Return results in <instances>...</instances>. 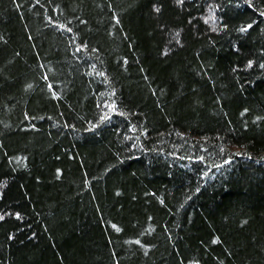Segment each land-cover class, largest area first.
<instances>
[{
    "label": "trees",
    "instance_id": "trees-1",
    "mask_svg": "<svg viewBox=\"0 0 264 264\" xmlns=\"http://www.w3.org/2000/svg\"><path fill=\"white\" fill-rule=\"evenodd\" d=\"M0 264H264V0H0Z\"/></svg>",
    "mask_w": 264,
    "mask_h": 264
}]
</instances>
